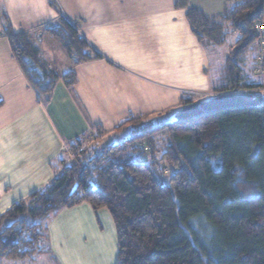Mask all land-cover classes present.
Wrapping results in <instances>:
<instances>
[{"label":"trees","instance_id":"obj_1","mask_svg":"<svg viewBox=\"0 0 264 264\" xmlns=\"http://www.w3.org/2000/svg\"><path fill=\"white\" fill-rule=\"evenodd\" d=\"M176 4L187 7L190 28L204 45H222L236 32L215 91L261 86L247 80L243 66L258 41L264 0H231L215 16L186 0ZM47 32L75 62L89 58V44L62 14ZM3 33L34 90L48 95L57 74L40 57L37 42L10 28ZM256 55L252 71L261 67ZM63 80L72 88L74 72ZM256 96L260 102L253 105L184 119L170 115L149 124L131 117L116 128L127 125V137L108 145H97L99 127L83 133L70 143L68 160L52 163L47 184L0 214V257L23 261L48 254L58 264L48 221L60 209L86 201L111 214L116 264H264V94L250 98ZM192 102L185 98L181 107ZM162 130L165 135L153 137Z\"/></svg>","mask_w":264,"mask_h":264},{"label":"crops","instance_id":"obj_2","mask_svg":"<svg viewBox=\"0 0 264 264\" xmlns=\"http://www.w3.org/2000/svg\"><path fill=\"white\" fill-rule=\"evenodd\" d=\"M228 1L186 3L215 16ZM186 8L176 0H0V214L47 184L52 163L68 160L70 143L92 128L102 130L101 139L131 117L219 93L214 87L228 51L198 41ZM61 14L89 44L88 59L75 62L49 36ZM7 28L28 33L57 74L47 98L20 68ZM70 70L72 88L63 80ZM47 235L58 264H116V229L105 207H64L48 221Z\"/></svg>","mask_w":264,"mask_h":264},{"label":"rangeland","instance_id":"obj_3","mask_svg":"<svg viewBox=\"0 0 264 264\" xmlns=\"http://www.w3.org/2000/svg\"><path fill=\"white\" fill-rule=\"evenodd\" d=\"M235 38H236V32H233L227 37L226 42L220 46V49L223 50L225 54L229 50L230 46L233 44ZM260 51L264 52V45L259 46V45H257V42L253 43L251 46V50L248 53V59L249 58L250 59L246 63L244 74L247 76V80L255 81V83H257V84L259 83L261 86L259 88L240 90L238 92L248 93L247 95H249V96L250 95L254 96L257 93L264 94V62H263L261 67H256L253 71H251V68L254 65L255 55H256V53L258 55V53ZM256 60H257V58H256ZM246 68H247V70H246ZM205 99H208V97H205L202 100H205ZM191 100L193 102H197L198 98L191 97ZM178 109H179V107H174L173 109H171L165 113L160 112V113H158V114L156 113L154 115H143L140 118L142 120V123L151 124V123H154L155 118H163L166 116L174 115V113L177 112ZM127 127L128 126L126 125L121 130H115L116 133L112 132V131L109 133H106L101 139L98 140L97 145L102 146L105 144L108 145L110 143H116L118 141H121L122 139H124L128 135ZM165 134H166V130H162L160 132L154 133L153 137L155 138L158 135H165ZM89 167H90V169H92L91 164L89 165ZM161 171H163V173L166 175V174H168L169 168L163 167L161 169ZM154 176L156 179H159V174L156 171H154ZM0 264H53V262L51 261L50 256L48 254H41L39 256H35L34 258H32L30 260H23V261L11 260V259H8L5 257H0Z\"/></svg>","mask_w":264,"mask_h":264},{"label":"water","instance_id":"obj_4","mask_svg":"<svg viewBox=\"0 0 264 264\" xmlns=\"http://www.w3.org/2000/svg\"><path fill=\"white\" fill-rule=\"evenodd\" d=\"M48 97L47 94L44 95ZM260 102L259 97L250 98L245 93L240 92H223L218 93L208 99L192 102L180 107L174 116L179 119H184L199 114L217 111L225 108L239 107L247 104H256Z\"/></svg>","mask_w":264,"mask_h":264},{"label":"built area","instance_id":"obj_5","mask_svg":"<svg viewBox=\"0 0 264 264\" xmlns=\"http://www.w3.org/2000/svg\"><path fill=\"white\" fill-rule=\"evenodd\" d=\"M256 28L258 30L257 45L263 46L264 45V22L256 23ZM36 40H38V41L40 40V34L39 33H37V35H36ZM257 60H258L259 64L262 66V64L264 62V52L263 51H260L258 53Z\"/></svg>","mask_w":264,"mask_h":264}]
</instances>
